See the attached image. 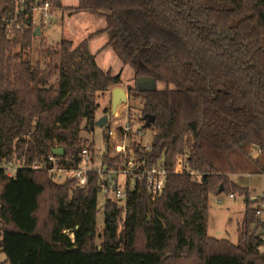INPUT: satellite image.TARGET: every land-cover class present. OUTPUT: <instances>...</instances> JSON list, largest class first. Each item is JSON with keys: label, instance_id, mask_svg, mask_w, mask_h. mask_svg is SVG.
Segmentation results:
<instances>
[{"label": "trees", "instance_id": "obj_1", "mask_svg": "<svg viewBox=\"0 0 264 264\" xmlns=\"http://www.w3.org/2000/svg\"><path fill=\"white\" fill-rule=\"evenodd\" d=\"M20 1L0 0V165H23L14 177L0 168L7 264H264V221L252 209L251 190L229 176L264 175V0H78L69 7L47 0L51 13L88 11L107 25L55 46L44 43L42 25L43 65L31 56L38 0ZM8 16L19 19L11 39ZM107 32L104 48L133 69L135 80L165 83L129 87L128 95L141 100L140 120L155 117L141 126L153 132L150 149L132 142L136 157L149 167L163 161L168 175L155 202L145 188L121 201L108 194L97 233L99 176L90 173L79 188L33 165L58 147L68 167L79 165L81 133L91 131L99 94L122 83L89 50V40ZM138 118L129 115V123ZM179 156L200 176L176 172ZM221 187L247 196L236 244L208 234L209 196L221 195Z\"/></svg>", "mask_w": 264, "mask_h": 264}, {"label": "built area", "instance_id": "obj_2", "mask_svg": "<svg viewBox=\"0 0 264 264\" xmlns=\"http://www.w3.org/2000/svg\"><path fill=\"white\" fill-rule=\"evenodd\" d=\"M23 4L24 0H21L20 5ZM51 15L49 1L38 0L33 8V25L36 27L45 25L46 19ZM18 20V16L4 18L9 39L13 35L14 28L19 26ZM129 99L127 94V102L122 105L124 110L127 109V111L130 103ZM141 108H143V105H141ZM115 114L116 116H114ZM115 114L112 118L108 115V122L102 127V135H104L102 137V147H98L93 142L84 144L79 155V165L76 168L68 167L70 160L65 159V152L63 156L52 152L41 162H36L33 168L46 169L53 180L58 183L74 181L75 187L79 188L87 184L90 173L97 174L99 176V193H103L105 199L108 194H113L121 201L130 192L139 188H145L151 201L155 202L166 185L168 171L164 166V162L160 161L156 165L149 167L143 162L138 161L132 142H139L141 144V151H148L150 149L148 144L142 143L139 139L143 135V130L140 126L134 129L129 123L128 115L124 116L120 112ZM250 150L252 156L260 152L255 146H252ZM22 167V164L17 165L15 161H4L0 165V168L5 171L8 177H14L18 169ZM185 170H190L186 166L185 157L179 156L175 171L181 173ZM190 174L192 176H200L192 170H190ZM228 196L231 199L240 198L243 205L247 200L245 194L236 195L232 193ZM249 200L254 203L252 209L256 218L264 221V191L261 194L250 195ZM218 201L222 202L221 199H218ZM259 228L260 235L264 239V229L262 226H259ZM261 251L264 252V250Z\"/></svg>", "mask_w": 264, "mask_h": 264}, {"label": "rangeland", "instance_id": "obj_3", "mask_svg": "<svg viewBox=\"0 0 264 264\" xmlns=\"http://www.w3.org/2000/svg\"><path fill=\"white\" fill-rule=\"evenodd\" d=\"M64 7L76 6L78 0H61ZM107 25L106 19L100 14H94L88 11L81 12H69L65 9H56L51 16L46 19L45 28L42 31V37L45 39V44L48 46H55L63 38L71 39L74 42L80 41L85 38L91 32L98 31L105 28ZM110 38V33L102 34L93 42L92 52L95 53L96 61L99 67L103 71H111L113 75L120 74L122 78V83L118 86L123 88L126 93L129 92V87L138 86L147 89H163L165 88L164 82H157L154 79L143 78L134 79L133 69L125 65L122 60L117 56L112 48H106L102 51H98L101 46L105 44V40ZM41 37H36L34 41V46L31 52L33 64L43 65L44 58L39 54L41 50ZM109 88L106 92L100 93L98 96L99 108L96 112V119H99L103 115H109L110 118L113 116L111 114V99H112V89ZM129 96V95H128ZM129 107L124 110L121 106L120 110L124 116L129 115L132 117H139L132 123L134 129L138 126H142L145 122L144 119L140 120L139 110L141 108L140 99H132L129 97ZM138 100V101H137ZM140 102V103H139ZM123 105V104H122ZM134 123V124H133ZM86 123L84 122L83 126ZM102 127L95 126L92 131L88 129L81 133V137L86 140V143L93 142L98 147H102ZM153 138V132L149 129L143 130V135L140 136V141L144 144L150 146ZM251 152V150H250ZM249 152V154H250ZM253 159H257L260 156V152L257 154H250ZM177 163V162H176ZM18 165V164H17ZM231 180L241 187H246L251 190L252 194H261L264 191V175H254L247 171L237 172L229 175ZM218 199H221L220 203ZM105 195L99 193L98 195V207L100 209L97 215V226L98 232L101 233L103 222H104V205ZM245 204L243 205L240 198L231 199L228 195L222 193L221 195H210L209 196V211H208V234L217 239H227L230 242L236 244L239 239V229L244 216ZM97 243L100 244L101 239L97 238ZM261 250H264L262 248ZM0 264H7L5 253L0 250Z\"/></svg>", "mask_w": 264, "mask_h": 264}, {"label": "water", "instance_id": "obj_4", "mask_svg": "<svg viewBox=\"0 0 264 264\" xmlns=\"http://www.w3.org/2000/svg\"><path fill=\"white\" fill-rule=\"evenodd\" d=\"M41 34L40 27H36L34 31V35L36 37H39ZM143 79V78H140ZM127 102V93L126 91L121 87H114L112 89V99H111V114L114 115L117 112L122 113V110H120L123 103ZM146 120V126H149L151 123L154 122L155 117L154 116H146L144 118ZM108 122V115H103L97 120H91L90 121V130L92 131L95 126L104 127ZM53 153L63 156L64 155V149L62 147H58L53 150ZM223 192V187L219 189V193ZM261 234V232L258 234V236Z\"/></svg>", "mask_w": 264, "mask_h": 264}, {"label": "crops", "instance_id": "obj_5", "mask_svg": "<svg viewBox=\"0 0 264 264\" xmlns=\"http://www.w3.org/2000/svg\"><path fill=\"white\" fill-rule=\"evenodd\" d=\"M62 3V2H61ZM100 30H102V29H100ZM99 31V30H98ZM95 32H97V31H95ZM92 33H94V32H91L90 34H92ZM90 34H88V35H90ZM103 34H105V33H103ZM87 35V36H88ZM102 34H99L98 36H96V37H94L93 39H91V40H89V44H88V46H89V50H90V52L93 54V55H95V53L94 52H92V44H93V42H95V40H97V38L99 37V36H101ZM87 36H85V38L87 37ZM63 39H66V40H70V41H72L74 44H76V43H78V42H80V41H77V42H74L73 40H71V39H67V38H63ZM83 40V39H82ZM108 40L109 39H106L105 41V44L103 45V46H101V48L99 49V50H97V52L98 51H102V50H104V49H106V48H104V46L106 45V43L108 42ZM97 62V61H96ZM98 64V63H97ZM99 66V65H98Z\"/></svg>", "mask_w": 264, "mask_h": 264}]
</instances>
